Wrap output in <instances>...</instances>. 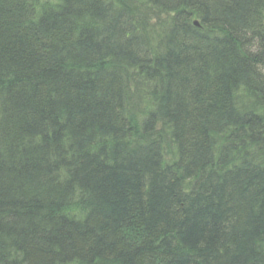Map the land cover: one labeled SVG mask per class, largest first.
<instances>
[{
    "label": "trees",
    "instance_id": "16d2710c",
    "mask_svg": "<svg viewBox=\"0 0 264 264\" xmlns=\"http://www.w3.org/2000/svg\"><path fill=\"white\" fill-rule=\"evenodd\" d=\"M0 264H264V0H0Z\"/></svg>",
    "mask_w": 264,
    "mask_h": 264
},
{
    "label": "bare ground",
    "instance_id": "6f19581e",
    "mask_svg": "<svg viewBox=\"0 0 264 264\" xmlns=\"http://www.w3.org/2000/svg\"><path fill=\"white\" fill-rule=\"evenodd\" d=\"M192 25H195V21H193V23H191ZM196 26V25H195Z\"/></svg>",
    "mask_w": 264,
    "mask_h": 264
},
{
    "label": "water",
    "instance_id": "95a60500",
    "mask_svg": "<svg viewBox=\"0 0 264 264\" xmlns=\"http://www.w3.org/2000/svg\"><path fill=\"white\" fill-rule=\"evenodd\" d=\"M195 25L197 26V23L195 22Z\"/></svg>",
    "mask_w": 264,
    "mask_h": 264
}]
</instances>
